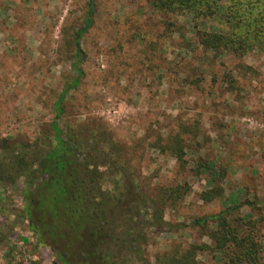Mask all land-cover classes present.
Wrapping results in <instances>:
<instances>
[{"label": "rangeland", "instance_id": "1", "mask_svg": "<svg viewBox=\"0 0 264 264\" xmlns=\"http://www.w3.org/2000/svg\"><path fill=\"white\" fill-rule=\"evenodd\" d=\"M91 2L92 23L80 39L82 75L62 103L60 127L98 121L128 148L141 184L156 190L188 183L189 192L164 216L185 226L175 233L150 230L152 261L172 242L210 243L193 219L248 201L255 209L244 205L240 213L261 219L264 264V52L214 57L198 45L184 15L157 11L147 0H0V145L9 137L31 141L54 118L56 99L77 75L74 33ZM194 123L198 134L183 136V170L150 146L179 124ZM197 157L213 168L194 174ZM217 170L223 196L204 203L199 195ZM1 205L0 264H54L52 250L38 244L14 211L20 193L10 191ZM198 257L224 264L210 251Z\"/></svg>", "mask_w": 264, "mask_h": 264}, {"label": "trees", "instance_id": "2", "mask_svg": "<svg viewBox=\"0 0 264 264\" xmlns=\"http://www.w3.org/2000/svg\"><path fill=\"white\" fill-rule=\"evenodd\" d=\"M147 1L157 11L188 17L198 45L214 57L264 52V0ZM92 12L91 2L84 26L74 33L77 61L72 68L77 75L56 99L54 118L31 141L17 137L1 140L0 212L10 191H18L21 207L14 211H19L38 244L52 250L54 264H202L198 256L204 251L216 254L224 264H261V219L240 213L244 205L255 209L248 201H231L219 212L193 219L192 224L201 229L200 236L210 243L172 242L152 261L146 250L150 230L175 233L185 226L164 216L168 207H175L189 192L188 183L156 190L141 184L128 148L98 121L60 127L62 103L82 75L80 39L92 23ZM197 128L196 123L188 127L179 124L176 132L160 136L150 146L169 154L183 170L187 147L183 136L197 135ZM196 160L194 174L214 166L199 161L200 157ZM221 176L217 170L207 180L209 186L199 195L202 202L223 196L224 189L216 182ZM106 183L111 187L106 188ZM10 237L4 236L9 246L17 247ZM21 240L27 242L25 237ZM12 260L9 254V262Z\"/></svg>", "mask_w": 264, "mask_h": 264}]
</instances>
